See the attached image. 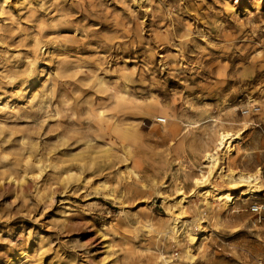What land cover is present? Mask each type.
<instances>
[{
    "label": "rangeland",
    "instance_id": "obj_1",
    "mask_svg": "<svg viewBox=\"0 0 264 264\" xmlns=\"http://www.w3.org/2000/svg\"><path fill=\"white\" fill-rule=\"evenodd\" d=\"M238 130L264 188V0H0V264H264Z\"/></svg>",
    "mask_w": 264,
    "mask_h": 264
},
{
    "label": "bare ground",
    "instance_id": "obj_2",
    "mask_svg": "<svg viewBox=\"0 0 264 264\" xmlns=\"http://www.w3.org/2000/svg\"><path fill=\"white\" fill-rule=\"evenodd\" d=\"M240 137H241V132L238 130L237 135L230 136V137L226 138L223 145H222V148L220 149V152L218 153V155H216V156L213 155L210 158V160H208L209 162L207 163L208 166H207L206 170L205 171H202V170L199 171L201 173V177H199L197 179L194 178L196 180V183L198 185H201V186L205 182H207V181L209 182V186H210L209 188L205 189L203 187L202 188L200 187L201 189L199 188V191H198L199 193H201L205 196L204 201H205V198H208V196L212 195V196H215V198L217 196H219V198L223 201L224 205H226L230 200H232L236 197L233 194L234 190H238V192H239L238 195H240V196L251 195V194L260 193L263 191L264 188H263V184L261 182L263 179L261 167H257L255 170L250 171V172H244L243 170L235 169L234 167H232V165H229V161L231 159V156L235 152L236 143L240 140ZM95 153H96V151H95ZM227 160H228V165H224V163L227 162ZM131 172L133 173L132 170H131ZM216 175L218 178L216 177ZM74 176H75L74 173L69 174V177H74ZM181 189L182 188L179 187L181 197H180V199L178 198L179 201H178L177 205L179 206V208H176V209L179 212H177V214L183 213V211H182L183 204H184L183 201L186 197V196H184L185 193L181 192ZM217 191H218V193L215 195V193ZM208 204H210V203H208ZM184 209H185V207H184ZM174 213H176V212H174ZM200 213H202V212H200ZM177 214H174V215L176 216ZM177 217H178V215H177ZM200 224H202V223H200ZM199 227H201V226L199 225ZM172 237L176 241H178L177 240L178 237L175 235V233ZM188 239L191 241V243H195L196 241H198L199 238L195 234H189ZM186 252L188 255L191 254L190 247L187 248Z\"/></svg>",
    "mask_w": 264,
    "mask_h": 264
},
{
    "label": "built area",
    "instance_id": "obj_3",
    "mask_svg": "<svg viewBox=\"0 0 264 264\" xmlns=\"http://www.w3.org/2000/svg\"><path fill=\"white\" fill-rule=\"evenodd\" d=\"M253 210L256 211V212H258V211H261V210H262V207H260V206H258V205H255V206L253 207Z\"/></svg>",
    "mask_w": 264,
    "mask_h": 264
}]
</instances>
